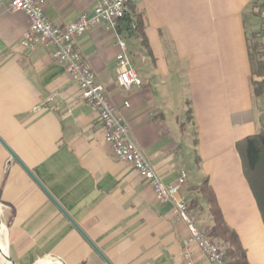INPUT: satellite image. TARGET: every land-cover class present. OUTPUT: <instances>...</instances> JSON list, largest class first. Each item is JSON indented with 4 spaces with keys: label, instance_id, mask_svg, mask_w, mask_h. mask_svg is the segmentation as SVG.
<instances>
[{
    "label": "crops",
    "instance_id": "1",
    "mask_svg": "<svg viewBox=\"0 0 264 264\" xmlns=\"http://www.w3.org/2000/svg\"><path fill=\"white\" fill-rule=\"evenodd\" d=\"M252 2L135 0L131 13L143 18L146 46L126 21L117 33L92 27L76 45L163 182L173 185L187 173L178 197L196 206L190 210L198 226L207 232L213 226L196 191L208 181L248 263L264 264V221L236 149L264 127V96L254 95L248 51L251 34L264 25L251 14ZM96 5L47 0L45 11L64 27L91 17ZM28 28L24 13L0 5V211L7 257L14 264H187L186 223L114 157L96 110L65 65L49 48L21 45ZM118 36L140 88L117 84ZM192 257L210 264L195 246Z\"/></svg>",
    "mask_w": 264,
    "mask_h": 264
},
{
    "label": "built area",
    "instance_id": "2",
    "mask_svg": "<svg viewBox=\"0 0 264 264\" xmlns=\"http://www.w3.org/2000/svg\"><path fill=\"white\" fill-rule=\"evenodd\" d=\"M134 1L97 0L91 17L81 16L64 27L54 24L49 19L45 11L47 0H0V5H4L10 12H22L28 17L29 28L22 38L21 45L28 49L49 48L52 59L65 65L70 78L81 91L84 101L96 110L101 131L114 157L130 165L153 189L160 203L172 204V216L176 221L186 223L189 231V236L184 242L186 263L196 264L192 257V247L195 246L210 264H228L222 247L204 228L198 226L188 202L178 197L186 183L187 173L181 172L173 185H166L163 182L144 153L132 140L128 125L77 48L76 38L92 27L103 26L107 31L117 33L121 22L130 16ZM256 11L264 24V0ZM116 46L119 50L116 56L117 84L126 91L140 88L143 82L132 65L126 42L118 36Z\"/></svg>",
    "mask_w": 264,
    "mask_h": 264
},
{
    "label": "trees",
    "instance_id": "3",
    "mask_svg": "<svg viewBox=\"0 0 264 264\" xmlns=\"http://www.w3.org/2000/svg\"><path fill=\"white\" fill-rule=\"evenodd\" d=\"M261 2L262 0H253L251 12L253 17L260 18L256 9ZM123 21L127 22L131 34L140 38L142 45L146 46L142 16L131 13ZM248 51L254 66L252 76L254 95L264 96V29L251 34ZM236 149L242 161L244 175L256 197L264 221V127L259 133L239 140L236 143ZM196 191L201 194V200L208 206V213L213 223L208 233L222 247L228 264H249L238 236L227 226L223 218L214 191L208 181H204ZM192 207L196 206L192 205L190 209Z\"/></svg>",
    "mask_w": 264,
    "mask_h": 264
},
{
    "label": "bare ground",
    "instance_id": "4",
    "mask_svg": "<svg viewBox=\"0 0 264 264\" xmlns=\"http://www.w3.org/2000/svg\"><path fill=\"white\" fill-rule=\"evenodd\" d=\"M0 255L8 256V238L5 228L2 226V234L0 237ZM40 264H49L45 261L40 262Z\"/></svg>",
    "mask_w": 264,
    "mask_h": 264
},
{
    "label": "water",
    "instance_id": "5",
    "mask_svg": "<svg viewBox=\"0 0 264 264\" xmlns=\"http://www.w3.org/2000/svg\"><path fill=\"white\" fill-rule=\"evenodd\" d=\"M11 155H12L13 158H15L12 153H11ZM1 234H2V221H1V211H0V237H1ZM0 264H14V262L12 260H10V258H8L7 256L0 255ZM54 264H63V263H54Z\"/></svg>",
    "mask_w": 264,
    "mask_h": 264
},
{
    "label": "rangeland",
    "instance_id": "6",
    "mask_svg": "<svg viewBox=\"0 0 264 264\" xmlns=\"http://www.w3.org/2000/svg\"><path fill=\"white\" fill-rule=\"evenodd\" d=\"M258 22L261 23V21H258ZM45 262H47V263H55V262H53V261H49V260H47V261H45Z\"/></svg>",
    "mask_w": 264,
    "mask_h": 264
}]
</instances>
